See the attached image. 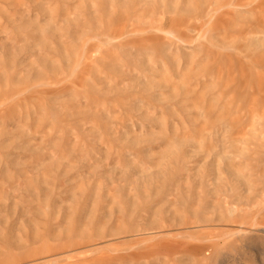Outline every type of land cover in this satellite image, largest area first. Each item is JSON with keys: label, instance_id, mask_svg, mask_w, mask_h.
Wrapping results in <instances>:
<instances>
[{"label": "rangeland", "instance_id": "rangeland-1", "mask_svg": "<svg viewBox=\"0 0 264 264\" xmlns=\"http://www.w3.org/2000/svg\"><path fill=\"white\" fill-rule=\"evenodd\" d=\"M0 264H264V0H0Z\"/></svg>", "mask_w": 264, "mask_h": 264}]
</instances>
